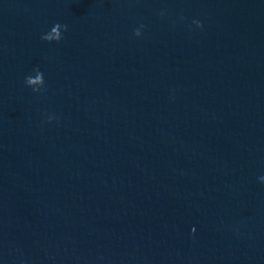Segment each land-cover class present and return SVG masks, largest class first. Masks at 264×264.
I'll list each match as a JSON object with an SVG mask.
<instances>
[{
  "label": "water",
  "instance_id": "obj_1",
  "mask_svg": "<svg viewBox=\"0 0 264 264\" xmlns=\"http://www.w3.org/2000/svg\"><path fill=\"white\" fill-rule=\"evenodd\" d=\"M260 176L264 0H0V264H264Z\"/></svg>",
  "mask_w": 264,
  "mask_h": 264
},
{
  "label": "clouds",
  "instance_id": "obj_2",
  "mask_svg": "<svg viewBox=\"0 0 264 264\" xmlns=\"http://www.w3.org/2000/svg\"><path fill=\"white\" fill-rule=\"evenodd\" d=\"M258 180L260 181V183H264V176H260L258 177ZM194 230V229H193Z\"/></svg>",
  "mask_w": 264,
  "mask_h": 264
}]
</instances>
